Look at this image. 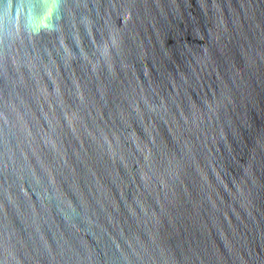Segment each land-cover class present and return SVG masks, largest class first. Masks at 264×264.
<instances>
[{"label":"water","instance_id":"obj_1","mask_svg":"<svg viewBox=\"0 0 264 264\" xmlns=\"http://www.w3.org/2000/svg\"><path fill=\"white\" fill-rule=\"evenodd\" d=\"M0 264H264V0H0Z\"/></svg>","mask_w":264,"mask_h":264}]
</instances>
